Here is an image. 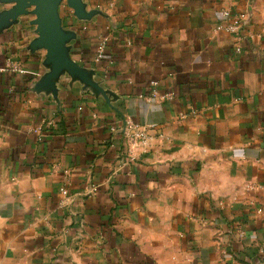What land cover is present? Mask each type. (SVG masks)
Instances as JSON below:
<instances>
[{"label":"crops","instance_id":"crops-1","mask_svg":"<svg viewBox=\"0 0 264 264\" xmlns=\"http://www.w3.org/2000/svg\"><path fill=\"white\" fill-rule=\"evenodd\" d=\"M81 4L58 15L82 76L34 8L0 26V264H264V0Z\"/></svg>","mask_w":264,"mask_h":264},{"label":"water","instance_id":"water-1","mask_svg":"<svg viewBox=\"0 0 264 264\" xmlns=\"http://www.w3.org/2000/svg\"><path fill=\"white\" fill-rule=\"evenodd\" d=\"M5 1L15 3V6L0 16V26L8 25L10 20H15L18 16L26 14L30 8H34L32 13L36 19L33 24L37 26L39 35L35 46L46 49L47 61L53 68V75L68 70L82 76L79 67L68 56L66 42L70 37L60 29L58 8L62 0ZM68 3L75 9L77 15L82 14L81 0H68Z\"/></svg>","mask_w":264,"mask_h":264},{"label":"built area","instance_id":"built-area-1","mask_svg":"<svg viewBox=\"0 0 264 264\" xmlns=\"http://www.w3.org/2000/svg\"><path fill=\"white\" fill-rule=\"evenodd\" d=\"M224 20L223 24L217 27L218 31H226L233 35H239L240 31L243 28V25L245 21L248 19V15L246 13H238L235 14L231 11H224L223 12ZM106 49V42H102L99 47L98 51V58H102L104 52ZM240 48H237V52H240ZM156 82H153L152 85L156 86ZM156 92L153 93V96H156ZM168 98L171 97V95H167ZM48 126H52L53 123L49 122L47 123ZM122 140L127 142L131 147H135L136 145H140L142 147V152L146 153L149 148L150 143V136L148 134V131L146 128L135 124L131 120H126L123 124V131H122ZM111 133L113 135V139L117 134L119 133V129L112 128ZM94 191V189H93ZM61 195H62V201L61 206L67 205L68 200V191L66 188L61 189Z\"/></svg>","mask_w":264,"mask_h":264}]
</instances>
